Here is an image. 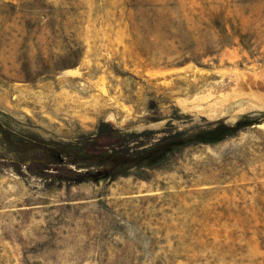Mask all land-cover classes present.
<instances>
[{
	"label": "rangeland",
	"instance_id": "1",
	"mask_svg": "<svg viewBox=\"0 0 264 264\" xmlns=\"http://www.w3.org/2000/svg\"><path fill=\"white\" fill-rule=\"evenodd\" d=\"M243 117L98 182L32 139ZM0 264H264V0H0Z\"/></svg>",
	"mask_w": 264,
	"mask_h": 264
},
{
	"label": "trees",
	"instance_id": "2",
	"mask_svg": "<svg viewBox=\"0 0 264 264\" xmlns=\"http://www.w3.org/2000/svg\"><path fill=\"white\" fill-rule=\"evenodd\" d=\"M243 117L229 125L222 120H215L206 126L177 130L166 124L162 135L148 139L151 130L126 131L108 127L100 123L96 133L87 137L84 142L46 140L33 136L39 159H51L60 164L54 177L59 182H98L112 180L120 175H127L134 169L152 168L178 148L193 142H212L230 136L245 125L257 123L254 118ZM244 119V120H243ZM100 126V128H99ZM141 138L140 144L128 148L129 138ZM144 138L145 141H142Z\"/></svg>",
	"mask_w": 264,
	"mask_h": 264
}]
</instances>
